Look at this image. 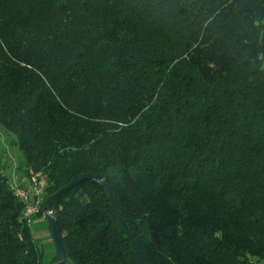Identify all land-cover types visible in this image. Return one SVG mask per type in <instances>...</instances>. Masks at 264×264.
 Segmentation results:
<instances>
[{"label": "trees", "instance_id": "16d2710c", "mask_svg": "<svg viewBox=\"0 0 264 264\" xmlns=\"http://www.w3.org/2000/svg\"><path fill=\"white\" fill-rule=\"evenodd\" d=\"M0 124L39 214L98 172L146 264H264V0H0ZM23 209L0 163V264H41ZM57 211L75 264H139L99 181Z\"/></svg>", "mask_w": 264, "mask_h": 264}, {"label": "rangeland", "instance_id": "374dc122", "mask_svg": "<svg viewBox=\"0 0 264 264\" xmlns=\"http://www.w3.org/2000/svg\"><path fill=\"white\" fill-rule=\"evenodd\" d=\"M16 137L8 135L4 127L0 124V163L4 172L12 178L14 182L21 185L27 184L31 176L26 178L24 169L20 167L21 152L15 144ZM33 174V173H32ZM31 174V175H32ZM26 182L25 184H23ZM46 211V210H45ZM32 235L42 250L41 264H51L56 254V245L50 233L48 222L43 214H37L31 222ZM65 264H75L72 259H68Z\"/></svg>", "mask_w": 264, "mask_h": 264}, {"label": "water", "instance_id": "95a60500", "mask_svg": "<svg viewBox=\"0 0 264 264\" xmlns=\"http://www.w3.org/2000/svg\"><path fill=\"white\" fill-rule=\"evenodd\" d=\"M87 179H93V180H97L100 182V184L105 188L108 197L116 211L117 216L119 217L121 223L123 224L131 242L132 245L134 247L136 256L138 258V262L139 264H146L144 261V258L142 256L138 241L134 235V233L132 232L130 226L127 224L124 216H123V212L121 210V207L112 191V188L109 184V182L107 181V179L100 173L98 172H85L82 174H79L78 176H76L75 178H73L68 184H66L65 186H63L61 189H59L55 194H53V196L50 198L47 207H46V211H45V218L48 222V226L50 229V233L52 235V238L55 242L56 245V255L53 258L51 264H65L68 259H69V255L62 243L61 237L59 235L58 232V228H57V218H58V211H57V205L59 203V199L61 196H63L64 194H66L71 188H73L75 185H77L78 183L87 180Z\"/></svg>", "mask_w": 264, "mask_h": 264}, {"label": "built area", "instance_id": "2783aa9c", "mask_svg": "<svg viewBox=\"0 0 264 264\" xmlns=\"http://www.w3.org/2000/svg\"><path fill=\"white\" fill-rule=\"evenodd\" d=\"M15 195L24 203L22 217L31 223L40 212L46 188V180L40 173H33L25 185L13 184Z\"/></svg>", "mask_w": 264, "mask_h": 264}, {"label": "crops", "instance_id": "0c3cea01", "mask_svg": "<svg viewBox=\"0 0 264 264\" xmlns=\"http://www.w3.org/2000/svg\"><path fill=\"white\" fill-rule=\"evenodd\" d=\"M55 255H56V254H55ZM54 257H55V256H54ZM54 257H53V258H54Z\"/></svg>", "mask_w": 264, "mask_h": 264}]
</instances>
